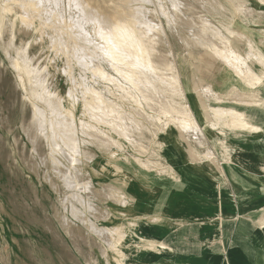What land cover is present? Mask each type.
Returning <instances> with one entry per match:
<instances>
[{
    "label": "rangeland",
    "instance_id": "1",
    "mask_svg": "<svg viewBox=\"0 0 264 264\" xmlns=\"http://www.w3.org/2000/svg\"><path fill=\"white\" fill-rule=\"evenodd\" d=\"M63 2L66 5V0ZM164 2L162 8L169 6L167 0ZM180 3L184 11L175 17L174 24L157 16L159 26L166 31L163 50L174 69L171 66V71L156 70V74L162 72L167 82L179 78L175 84L162 83L163 93L178 91L174 95L162 94L157 104L146 103L135 92L141 97L140 103L135 104L130 97L133 92H124L118 85L121 81L118 74L103 62L104 72L117 78V82L97 75L92 78V72H84L77 60L70 62L72 69L67 76L62 74L58 69L68 55H57L56 49L49 47L47 29L36 20L27 32L19 30L20 10L3 12L0 0V264H197V258L207 264L208 252L215 255L217 264H225V242L233 240L229 234L232 223L254 219L260 225V217L264 216V100L244 98V87L231 68L221 60L215 67L212 62L202 63L192 44L204 26L209 33L211 27L221 29V23H226L239 29L245 42H256L264 52V24L260 31L255 26L258 17L264 19V0H235L241 8L239 12H234L229 0H180ZM150 5L146 6L153 8ZM10 30L14 34L11 41ZM8 40L12 45L9 52L4 49ZM19 46L24 48L23 53L14 52ZM20 54L26 59L28 56V60L24 61ZM16 58L28 71H20L21 76L13 65ZM242 58L251 65L254 61L246 43ZM36 63L46 66L41 71H49L51 90L56 89L63 96L64 108L73 114L77 133L72 152L67 147L63 154L53 152L54 148L40 133L32 150L31 132L23 129L29 127L31 119L27 98L34 97L32 106L39 103L29 76ZM82 74L90 88L103 94L104 100L115 102L124 116L122 122L114 115L103 121L98 117L90 120L82 105L80 89L72 87ZM176 84H180L178 88ZM148 91L152 93L151 89ZM198 93L207 109L214 105L236 106L253 120L257 114L255 123L259 128L248 133L232 125H217L213 113L209 114L211 118L204 116ZM166 95L175 101L172 100L174 107L185 106L194 122L192 130L175 127L182 116L172 115L177 114L176 109L171 113L160 109L158 105L161 99V104H165ZM137 107L152 115V121L139 116ZM107 120L113 122L109 124ZM117 123L123 125L122 133ZM80 124L86 127L81 130ZM87 124L94 130L87 128ZM102 134L108 139L103 140ZM50 155L57 157L58 163ZM196 161L210 162L212 169L206 171L198 166L191 169L190 164ZM238 161H247L252 168L260 166L257 180V173L239 169ZM66 177L70 178L71 187L66 184ZM257 181L262 189H256ZM256 194L259 201L254 198ZM196 195L208 202L194 201L192 196Z\"/></svg>",
    "mask_w": 264,
    "mask_h": 264
},
{
    "label": "bare ground",
    "instance_id": "2",
    "mask_svg": "<svg viewBox=\"0 0 264 264\" xmlns=\"http://www.w3.org/2000/svg\"><path fill=\"white\" fill-rule=\"evenodd\" d=\"M164 1L162 2L165 3ZM167 1L170 4L169 6L166 5L167 6L166 8L165 7L162 8L163 3H161V0H66V5L64 4L63 0H2L3 7L2 6L1 7H2L3 12L13 11V9H16V8L20 10L19 30L27 32L30 28L33 27V24L35 23L36 20H38L41 27H44L47 29L45 34L50 39L49 47L56 49L55 51L57 55L58 54L68 55V57L66 56L67 58H66V61L64 62L63 67L61 69L56 68L62 74L67 76V74H69L72 69L70 66V62L73 60H77L78 65L82 69H84V72H87V71L92 72V78H95L94 76L97 75V76L102 77V79H108L109 82L113 80L116 81L117 78L110 77V75L107 72H104V68L101 66L102 64L101 62H103L107 66H109V68H111L114 71V73L118 74L119 78L121 79L118 85L124 90V92L125 91L128 93L133 92V94L130 95V97L131 99H133V101H135V104H136V102L140 103L139 100L141 97H143L142 99H144L146 103H156L159 100V97L162 96V94L165 95L166 92L170 91V90H167L165 91V93H163V88L165 89L164 87L165 84L163 86L162 83L166 81L165 80L166 78L164 79V77L162 76L163 75L162 72H161L162 74L161 73L158 74V72L156 74V70L165 69L169 71L170 69L171 71L170 67L172 66L171 63L167 61L166 58L168 57H166V54H165L166 51H164L166 48V31L162 26H161L162 28L159 26L160 20H158L157 18L159 16H163L164 20L168 24L169 23L174 24L175 21H177L176 18L179 17V14H181L184 10L182 11V4L180 3V0H167ZM229 1L234 6V9H235V11L233 10L234 12L241 11V8L237 4H235V0H229ZM136 2L139 4L138 6H134ZM147 3L149 5L152 3L153 8H148L146 6ZM9 14H11V12ZM185 19L186 18H184V21ZM1 21H2V18H1ZM188 24L190 23L188 22ZM221 24H222L221 29L218 27L216 28L211 27V30H209L210 31L209 33L206 32L205 29L207 28L205 26L203 27V29L198 31V33L195 36L196 39L194 43L192 44V47H194L195 49V53H198L200 55V57L202 58L201 59L202 63L212 62V67L213 66L215 67V63H217L220 60L224 64L228 65V67L231 68L234 76L238 78L237 80L244 87L243 92H242V95L245 96L244 98L246 97L252 98L253 96V97H258L260 100H264V52L259 48L258 45L255 44L256 42L254 43L253 41H250V40L245 42L246 38H243V35L239 29L230 28L229 26H227L226 23H221ZM255 24H256L255 26L257 27L256 30L260 31L262 28V24H264V19L261 17H258ZM11 30L9 32L10 33L9 40L13 39L14 37V34L12 33ZM223 31H225L227 35H225ZM9 40L6 43L5 48H4L5 51L7 52H9L8 50L12 46L11 43H9ZM259 41L263 42V39L262 40L260 39ZM244 43H246L248 51L252 53L253 55L254 61H252V65L247 63L246 60L242 58V51H243ZM25 45L28 46L27 44ZM16 48L14 49L13 47L14 52L16 50V52L18 53H23L24 48L20 46L18 47V50ZM21 56L25 58L24 59L22 57L21 60L23 59L24 61L28 60V56H27V59L24 56V54H22ZM13 65L17 70H19L17 74H19L20 71H25V73L28 72L25 69H23L24 68L23 64L21 66L17 58L15 60V63H13ZM207 66L208 65H206V67ZM45 67L46 66H43V64L41 65V64L36 63L35 69H31L30 71L32 74L30 73L31 75L29 76H30V79H33L32 80L33 84L32 83L31 84L34 86L33 89L35 92L33 90L32 91L36 95V100H38L39 103H41L42 105L37 106V104L38 105L40 104L35 103L36 105L32 106L35 100L33 99L34 97L29 98V99L27 98L28 104L31 107V116H30L31 124L29 123L30 124L29 125L27 122L29 127L27 128L23 127V129L27 130L28 134L31 132V134L29 135L30 136L29 139L30 141H32V150H35L36 138H37V135L40 133V134H44V137L46 138V141H48V144H50L51 147L54 148L53 152L62 153L64 152V148L66 147L68 150H70V152H72L73 148L75 147L74 138L77 133V127L73 123V114L70 110L64 108L63 103H62L64 99L63 96L56 89L51 90L52 84L51 82H49V78H48L50 76L49 71L45 73L41 71V69L43 70ZM208 68L211 69V66H209ZM173 69L174 67L172 66V70ZM84 72L82 73L84 74ZM25 73L22 72V74H25ZM170 73H173V72H170ZM83 74L79 78L80 81L79 80L77 81L76 79L77 82L72 83L73 84L72 87L80 89V94L82 95L81 96L82 105L86 113H88V116H90V120L94 117H98V118H101L103 121V120H106L108 116L114 115L116 116L117 119L114 116L113 118H115L117 121L121 120L122 122L124 120L122 119L124 116L122 113L119 112L118 109H116L117 105L114 104L115 102L109 101L110 99L108 100L109 102H107V100L103 99L104 96L103 94H100L101 93L100 91L94 90L95 88L92 89L93 87L90 88L87 82V78ZM171 75L172 74H170V76ZM167 76L169 77V75H167L166 73V77ZM178 79L179 78H175V80H178ZM227 79H231V78L229 77ZM175 80L173 82V80L170 81L169 79V81L174 84L175 82L176 83L179 82V80L178 82ZM72 81H75V80H72ZM169 81L168 82L166 81V82L170 83ZM111 83H114V82H111ZM178 85L176 86V88H178ZM133 86L135 88H133ZM120 87L118 88L120 89ZM168 88L172 89L175 87L168 86ZM148 89H151L154 95L150 93ZM174 90L178 91L176 89ZM135 92H137L138 95H141V97H139L138 95H135ZM174 92L170 94L168 92V95H171V94L174 95ZM176 94H181V93H176ZM210 94H211V91H210ZM72 95H73L72 90H69L68 96L71 99H72ZM94 95L95 96L97 95V96L95 97ZM168 95H166L167 100L165 101V104L163 105L161 104L162 99L160 98L161 103L160 105H158L160 106V109L163 110L165 113H171L172 111L174 112L176 109L177 114L175 112V114L172 113V115L174 116L176 115V117H180L182 114V116L180 117L181 119L180 118L177 119L178 123L175 124L176 125L175 127L183 131H186L189 129L192 130L194 122L191 120L190 116L188 115V112L185 109V106L179 107L180 105H178V108H179L178 109L177 105H175L176 107L175 108L173 106V103H175V101ZM31 97H32V94H31ZM119 97L122 98L121 94L119 95ZM197 99L198 101H200L199 103H201V107L203 106L204 116L206 118H211L209 117L210 116L209 114L213 113L217 118V125H220V126L232 125L235 129L247 130L248 133L252 131L254 132L256 129L259 128V125L255 123V120L258 117L257 114L254 115L255 119L253 120L252 116H250L249 114H246L245 112H242L236 106H228L226 108H222V107L214 105V106H211L209 109H207L205 105H203V101H202L203 96L199 94L197 95ZM120 108L122 107L120 106ZM157 109L159 110V108ZM136 110L135 111L139 114V116H142L143 119L145 118L148 121H152L153 119V117H151L152 115L147 114L143 109H140V107ZM161 112L160 114H165ZM129 114L130 113H128V116ZM128 116H126L127 119H128ZM174 116L173 118L176 119ZM110 121L113 122L112 120ZM208 121H212V120L208 119ZM108 122L109 121L107 120V123ZM111 122H109V124H111ZM86 123H89V122H86ZM113 124H116V123H113ZM82 125L80 124L81 130H82V127L83 128L86 127V125H84L85 127ZM89 125L87 124L88 126L87 128L92 129L93 127H90L91 125L90 126ZM117 126H118L117 128L118 131L120 132L123 131L124 129L123 125L117 123L116 127ZM92 130H94V128ZM111 130L113 131L114 128ZM96 132L101 133V131H96ZM109 132L111 131L109 130ZM126 133H124V135ZM120 135H123V134H120ZM101 137L104 140L106 136L102 134ZM34 152L36 153V151ZM51 159L55 161V163H58L57 157L53 156L51 157ZM55 163H53L52 165H54ZM62 177H64V175H62ZM69 177H66L64 179L65 180L67 179L66 184L68 183L70 186ZM89 208H90V205H89ZM79 211L80 210H78V212ZM262 216L263 215H261V217ZM261 217H260V224H263L264 216L262 218ZM66 225H69V224H66ZM79 237H83V235Z\"/></svg>",
    "mask_w": 264,
    "mask_h": 264
},
{
    "label": "crops",
    "instance_id": "3",
    "mask_svg": "<svg viewBox=\"0 0 264 264\" xmlns=\"http://www.w3.org/2000/svg\"><path fill=\"white\" fill-rule=\"evenodd\" d=\"M262 162V159H261ZM239 169L251 170L256 172L255 180L258 177V170L260 166L255 165L254 168L247 166V161H238ZM188 165V164H187ZM191 169H196L195 167H202L206 171L212 169V163L199 161L192 162ZM190 168V167H188ZM252 172H250L252 174ZM262 189L258 187V181L256 183V189ZM260 193H263L260 191ZM194 201H207L205 197L196 195L193 197ZM257 201H259L258 194L254 196ZM191 201V200H186ZM207 209V207H205ZM208 208L209 205H208ZM258 222L254 219H241L239 222H233L231 226L230 235L233 240L225 242V264H264V227L262 228L261 224L257 225ZM197 264H204V260H195ZM207 264H217L216 257L212 253L208 252L207 255Z\"/></svg>",
    "mask_w": 264,
    "mask_h": 264
}]
</instances>
